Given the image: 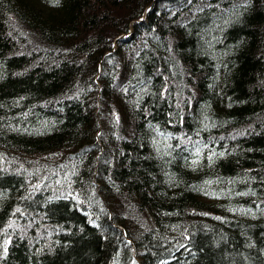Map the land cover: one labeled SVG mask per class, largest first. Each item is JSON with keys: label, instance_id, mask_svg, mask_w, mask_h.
I'll return each mask as SVG.
<instances>
[{"label": "trees", "instance_id": "1", "mask_svg": "<svg viewBox=\"0 0 264 264\" xmlns=\"http://www.w3.org/2000/svg\"><path fill=\"white\" fill-rule=\"evenodd\" d=\"M0 264H264V0H0Z\"/></svg>", "mask_w": 264, "mask_h": 264}]
</instances>
